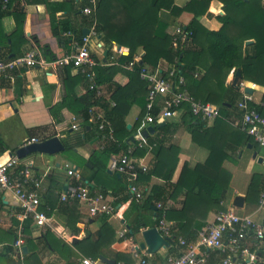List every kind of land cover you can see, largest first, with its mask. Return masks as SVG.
<instances>
[{
	"label": "trees",
	"instance_id": "16d2710c",
	"mask_svg": "<svg viewBox=\"0 0 264 264\" xmlns=\"http://www.w3.org/2000/svg\"><path fill=\"white\" fill-rule=\"evenodd\" d=\"M212 1L191 0L184 7H176L173 5V0H151L150 2L147 0H98L96 12L87 15V18L82 17L88 27L93 26L96 34L102 35L105 42L115 41L120 45L127 46L130 50V56L119 58L118 65L95 69L96 82L99 85L103 82H110L122 72L126 73L128 83L124 86H115L113 94L115 105L107 107L104 112V118L112 125L115 140L107 139L103 143L101 141L103 149L92 150L89 158V163L92 166V180L97 175L107 171L109 159L114 155L125 154L130 148H133V157L143 155L144 148H138L135 142L130 143L129 137L147 112L150 115H156L158 109L156 107L150 110L146 109V84L139 76L141 66L148 65L154 69L159 61L176 66L177 70L184 76L186 91L194 99L219 107L220 116L215 118L211 127H207L206 122H201L199 118L194 117L187 106H183L180 123H174L171 120L155 122L153 126L155 133L152 137L147 138L151 145L154 144L151 150L154 157L150 167L147 166L146 171L138 173L137 183L139 181L144 184L153 176L161 178L164 183L154 185L149 193L142 190L143 195H145L142 201H136L127 192L124 175L113 173L116 181L121 183V188L117 193L120 198L116 202L129 198L132 208L152 209L154 207L152 225L158 226L163 216L165 220L172 222L173 236H181L190 242L195 241L198 231L206 225V216L210 211L219 212L225 209L221 202L226 196L224 191L227 189L230 174L222 169V163L232 160L227 150L236 151L235 145L244 143L245 145L251 144L254 149L258 148L251 137L233 129L223 119L228 110L235 109V105L242 94L240 87L235 89L231 83L225 86V74L234 67L235 69L239 68L244 81L264 87V6L262 0H220L222 9H218L217 13L212 12L221 24V28L217 31L207 30L196 19L198 16L207 14ZM16 2L17 4L13 5V0H10L3 7V0H0V29L1 20L9 15L13 16L16 26L11 34V38L14 37V44L9 48V52L1 54L2 58L6 59L12 51L20 50L26 41L23 33L25 13L22 4H44L46 6L50 30L54 37H60L66 33H73L78 40L82 37L81 31L79 35L75 34L76 30L72 27L70 16L73 15L81 19L80 16L82 15L77 11L82 10L88 3L75 10L73 7L74 0H63L60 3H51L48 0H17ZM160 9L170 10L173 16H178L183 12L193 14L189 25L183 28L192 33L194 46L190 47L187 45L189 43L181 42L180 39L176 42L171 41L164 32L166 25L157 23L156 14ZM58 14L62 16L61 19H59ZM251 39L254 40V54L243 57L242 44L245 40ZM30 40L35 42L34 39ZM139 47H142L144 51L141 58L143 64L137 63L132 71L123 69L122 65L132 59L133 53ZM33 49H37V47ZM45 50H47L46 46L42 51ZM207 57L211 63L210 70L199 79L194 78V71L202 63L207 62L205 61ZM65 74L67 78L64 80L65 86H68L72 80L75 83L79 81L85 83L79 73L71 76L70 67L65 68ZM73 95L75 97L72 102H75L74 104L78 107L75 111L80 112L86 126H91L90 134L93 132L92 136L98 135L100 139V132L97 130L99 122L94 119L96 114L91 112L97 103L94 92L87 88L86 93L81 97H76L75 93ZM262 102L260 105L254 103L249 105L264 115V96ZM133 105H138L140 111L134 122L135 126L133 125L132 129L128 130L125 117ZM180 124L186 126L194 143L209 151V156L203 165H197L194 169H190L186 165L183 166L178 180L173 183L170 180L177 161L174 154L172 155L173 158L169 157L170 149H167L165 145L166 140L172 136ZM88 139L89 137L82 138L81 135H77L74 137L75 142L72 147L83 145V142ZM68 146L71 147V145ZM95 180L97 181V179ZM101 185L104 186V182H101ZM89 189L93 191L92 188ZM263 191L264 180L254 178L248 185L246 192L248 203L257 204L260 193ZM99 192L105 194L104 189ZM180 193L184 196L181 206L179 208L168 207V202L175 201ZM157 204H160L159 208H156ZM66 226L72 228L74 225L67 222ZM140 226L146 227L147 224L136 217L125 237L130 238L139 232L142 228ZM114 234L111 226L104 221L100 228L98 240L96 242L86 241L87 250L89 249L87 254L90 255L91 260L98 259L102 246L122 244L124 238L115 240ZM13 236L16 237L15 232ZM7 239H11L10 234H8ZM24 245L28 248V254L24 256L23 260L13 259L12 244L5 247L3 257L6 264H36L35 258L30 254L35 250L32 240L25 239ZM131 247L137 249L138 245L135 241H131L127 247L122 248L116 255L115 264H134V259L130 254ZM171 250L172 247H169L168 251ZM261 254L263 255V253ZM220 260L221 257L216 252L210 254L209 263L216 264ZM67 264L78 263L67 261Z\"/></svg>",
	"mask_w": 264,
	"mask_h": 264
},
{
	"label": "crops",
	"instance_id": "0c3cea01",
	"mask_svg": "<svg viewBox=\"0 0 264 264\" xmlns=\"http://www.w3.org/2000/svg\"><path fill=\"white\" fill-rule=\"evenodd\" d=\"M16 1L17 0H13V5L17 4ZM48 1L51 3H60L63 0ZM74 1L73 7L75 10L80 8L81 5L88 3L87 0ZM147 1L150 2L151 0ZM190 1L191 0H173V5L176 7H184ZM217 3L219 2L213 0L210 3L207 14L205 13L198 16L200 17L199 19L198 17L196 18L204 28L210 31H217L221 28V24L217 21L214 14H212L213 9L217 7ZM22 6L25 13L23 33L26 41L21 46L20 50L12 51L6 59H12L13 57L24 54L29 50H37L39 57L46 62L40 67H25L8 71L5 75L0 77L1 158L2 160H5L13 154H16V150L19 147L26 145V142L32 138L38 139L40 142L52 137H58L64 150L51 155L33 153L20 159L21 163L30 166L32 175L40 179L41 184L40 189H38L40 194V208L49 217V225L37 226L31 219L20 220L18 217L19 209L15 206L11 194L8 191H2L0 189V264H6L3 257L4 249L6 246L13 244L15 239L13 234L14 232L16 233V228L20 224L23 228L24 240L27 238L31 239L32 243L35 245V250L30 254L35 258L36 264H67V261H76L78 264H81L80 260L82 258L91 259L90 255L87 254L89 253V249L87 250L86 241L90 240L96 242L98 240L100 236V228L104 221L114 230L115 240L121 238H124V240L121 242L122 244L116 243L108 247L102 246L100 248L99 257L103 256L116 263L117 253L121 251L122 248L127 247L131 241H135L138 248L131 247L130 254L132 258L133 251H137L141 254L146 253L149 255L150 259L155 264H162L165 256L167 254H174V250L169 252V248H161L154 254H148L145 250L139 248V244L143 241L141 232L151 227H157L152 225L154 220L153 211L155 208H132L131 200L129 198L126 200H118V202H116L117 199L120 198L117 193L121 188V183L116 181V178L109 169H107L105 173L97 175L95 178L97 181L95 179L92 180V166L89 163V158L92 150L101 149L102 143L98 135L94 137L92 136L93 132L90 134L92 131L91 126L85 125L86 123L82 119L80 112L75 111V109H78L77 105L74 104L75 102H72V99L75 97L73 93H75L78 98L86 93V84L83 83V81L75 83V81L72 80L68 86H65V68L70 67L71 76L77 74L76 70L71 66H53L50 64L56 59L70 53V43L72 39L64 35H61L60 37H54L52 35L49 14L44 4H22ZM77 13L82 15L80 16L81 19L76 18L73 15L70 16L72 27L76 30V33H74L79 35V32L81 31L82 36H85L82 31L87 29L89 33L93 26L88 27V25L85 24L82 17L87 18V15L82 14L80 9ZM58 17L59 19L62 18L60 14H58ZM156 17L157 23L160 22L166 25L164 32L170 37L171 41L174 42L175 29L178 26L185 28L189 25L193 18V14L183 12L178 16H173L170 10L160 9L157 12ZM15 28V21L12 15L6 16L1 20L0 60L5 59L1 57V54L9 52V48L14 44V37L11 38V34L14 32ZM30 39H34L35 42ZM251 40L252 44H254V40ZM246 41L247 40H245L243 44H245ZM187 43H189L187 45L190 47L194 46L192 37ZM90 44L91 52L98 60L97 67L112 66L109 65L112 46L129 49L127 46L120 45L115 41H111L110 43L105 42L102 35L99 34L91 39ZM45 46L47 47V50L42 51ZM246 46L248 48H246ZM246 46L243 47V50L246 48L249 54L254 52L255 45ZM35 47H37V49H33ZM241 52L243 57H246L242 49ZM133 55H138L142 58L144 55L142 47L137 48ZM127 63L123 64L122 68L132 71L134 68L127 69ZM138 63L143 64L141 59ZM143 66L152 70L156 68L166 70L170 67V65L164 61H159L157 67L154 69L148 65ZM232 69H235V67ZM230 71L231 69L228 71L229 77L226 78V82L231 81V84H233V76L235 75L231 74ZM240 82L245 88L252 89V93H249L253 98L252 103L259 105L263 103V86L244 81L242 76ZM127 83L128 77L126 73L122 72L110 82H103L100 86L105 90L106 99L114 102L113 94L116 88L115 86H124ZM107 107H110L108 102L97 101L95 110L104 114ZM139 111V106L133 105L125 117V122L127 125H130V129H132ZM239 117L240 115L235 109H230L227 111V115L223 117V119L233 129L239 130L235 124L236 118ZM214 120L206 121L207 127L213 126ZM171 121L174 123H180V116L172 118ZM143 122L144 120L142 119L138 127H135L132 135H130V143L135 142L131 140V137L134 139V136L137 134V131L140 129ZM73 125L76 126V129L72 128ZM148 127L149 126L146 128ZM154 133L155 130L152 133H148V136L145 138L152 137ZM77 135H81L82 138L89 137V139L86 142H83V145L72 147L75 142L74 137ZM166 141L165 147L170 149L169 157L173 158L172 155L174 154L177 161L170 180L173 183L178 180L183 166L186 165L188 168L194 169L197 165H203L209 156V151L206 148H203L192 141L191 134L187 131L186 126H183L182 124L177 126L175 132ZM68 145H71V147ZM235 149L236 157L234 160L231 158L232 160H227L222 163V169L230 174V178L228 183L229 190L227 188L224 191L226 196L221 203L225 209H232L236 214L250 217L258 225L264 226V209H260L257 204L248 203L246 198L248 185L251 181L256 177L264 180V150L261 151L259 148L254 149L251 144L245 145V143L235 145ZM244 149L248 150L249 154L246 161L241 163ZM254 152H256L255 157H253ZM227 153L230 155L232 152L229 149L227 150ZM153 157L154 155L151 151L144 149L142 156H135L134 158L138 159L145 166L150 167ZM259 158L262 160L261 163L258 162ZM231 167L232 170L241 169L236 177L230 170ZM69 169L76 170L82 181L87 184L89 188H92L93 192L100 193L99 191L104 189V198L116 205V212L110 216L99 215L92 218L87 214L84 205L77 202L61 201L60 193L65 189V185L68 182H74V180L67 175ZM239 180L241 181L240 184ZM243 180L244 183L246 182L247 186H245L244 189L242 188V191H239L237 188L242 185ZM101 182H104V186L101 185ZM162 183H164V181L161 178L153 176L144 184L138 181L137 186L141 191L145 190L146 193H149L154 185ZM231 189L232 191L229 193ZM236 195H242L245 197V202L242 208L235 209L232 206L233 198ZM183 198V194L180 193L177 195L176 200L169 201L167 206H175L179 208ZM215 213L216 212L214 211H210L207 214L206 223L212 221ZM136 217L141 219L143 223H146L147 226H140L142 228H140L139 232L135 233L130 238H126L125 235L130 231L131 223ZM67 222H71L74 226L72 228L67 227ZM167 222L172 223L171 221ZM8 234L11 235V239H7ZM27 254L28 248L25 254L22 253L21 258L12 257L14 260H23L24 256ZM99 257L94 261L106 264L102 263L99 260ZM216 264H219V262Z\"/></svg>",
	"mask_w": 264,
	"mask_h": 264
},
{
	"label": "built area",
	"instance_id": "2783aa9c",
	"mask_svg": "<svg viewBox=\"0 0 264 264\" xmlns=\"http://www.w3.org/2000/svg\"><path fill=\"white\" fill-rule=\"evenodd\" d=\"M10 0H3V7ZM88 4L81 10L84 15H91L96 12L98 0H87ZM70 37L71 51L63 57L50 63L53 66H71L79 73L87 85L88 90L94 92V97L99 102H108L109 106L115 105L114 102L106 99L105 90L97 84L95 68L98 60L91 52L90 41L96 37L94 28L89 33L82 36L80 40L75 38L73 33L63 34ZM192 37L190 31L184 28H176L174 42L178 39L187 42ZM109 65H118V59L129 57L130 50L112 46ZM138 55H133L127 63V69H132L140 61ZM45 60L39 57L37 50H29L24 54L13 57L12 59L0 60V77L8 71L18 68L40 67L45 64ZM232 69L231 74H233ZM140 78L146 84V109L157 108L156 115L148 112L143 118L144 122L134 141L138 148H146L151 151V145L143 135L147 126H154L155 122L168 121L179 117L183 111V106H187L194 117L201 122L214 120L220 116L217 105L202 102L194 99L185 89L184 76L177 70V67L170 65L166 70L158 68L152 70L141 66L139 70ZM197 72L193 73L194 78H198ZM242 88L240 99L235 105V110L240 115L236 118L237 128L245 135L251 137L259 149L264 150V115L256 109L250 107L253 102L252 95L245 92V87L240 82ZM95 113L94 119L98 121L97 130L100 132V141H114V131L109 121L104 118V114L97 112L95 107L91 109ZM76 129V126H72ZM38 139L32 138L26 142L37 143ZM103 149V144L101 145ZM133 148L128 149L124 154L110 157L107 169L112 173H119L126 178L127 192L136 200L142 201L145 197L143 191L137 186L139 172L146 171L147 166L132 156ZM22 165V168H20ZM67 175L74 182H68L65 189L60 193V200L63 202H77L85 206L90 217L99 215H112L116 212V205L104 198L101 193L93 192L85 184L76 170L69 169ZM40 179L32 175L29 165L20 162V159L13 154L9 158L2 160L0 153V189L8 191L15 206L19 209V219H31L37 226L49 225V217L40 208ZM222 204V203H221ZM223 205V204H222ZM257 205L264 209V191L260 193ZM160 204L156 205L159 208ZM1 226V224H0ZM160 235L172 240V250L174 254H167L162 264H211L209 263L210 254L216 252L220 255L219 264H264V226L258 225L250 217L236 214L232 209H224L216 212L212 221L207 222L198 233L195 241H187L183 237L173 236L172 223L167 222L164 217L156 227ZM24 246L23 228L20 224L16 228V237L13 241V257L21 258L22 247ZM263 253V255L261 254ZM135 264H155L146 253L133 251ZM81 264H101L88 258H82Z\"/></svg>",
	"mask_w": 264,
	"mask_h": 264
},
{
	"label": "water",
	"instance_id": "95a60500",
	"mask_svg": "<svg viewBox=\"0 0 264 264\" xmlns=\"http://www.w3.org/2000/svg\"><path fill=\"white\" fill-rule=\"evenodd\" d=\"M199 18L200 17H198V19ZM82 33L83 35H86L88 33V30L84 29ZM251 44H252V40H247L245 42V45H251ZM240 78H241L240 70L237 69L235 72V77H234L233 84H232L233 87L236 89H238L239 87ZM245 92L252 93V89L245 88ZM127 129H130V125H127ZM153 131H154V128L149 126L147 130L143 131L144 137H147L148 133H152ZM131 140L134 141L133 137H131ZM63 150H64V147L62 143L60 142V140L58 139V137H52L44 141H40L37 143H29V144L19 147L16 150V156L19 159H22L33 153H43V154L51 155V154H56L58 152H62ZM255 156H256V152L253 153V157ZM261 161L262 160L259 158L258 162L261 163ZM244 202H245L244 196L236 195L233 198L232 206L235 209H239L243 207ZM141 236L143 238V241L139 244V248L142 250H145L148 254H154L161 248H164V249L169 248L170 244H172V240L169 238L162 237L160 233L158 232V230L156 229V227H151V228L143 230L141 232ZM26 251H27L26 246H23L22 252L25 254ZM99 260L102 263L115 264V261L106 259L103 256H100Z\"/></svg>",
	"mask_w": 264,
	"mask_h": 264
},
{
	"label": "rangeland",
	"instance_id": "374dc122",
	"mask_svg": "<svg viewBox=\"0 0 264 264\" xmlns=\"http://www.w3.org/2000/svg\"><path fill=\"white\" fill-rule=\"evenodd\" d=\"M217 2H219V3H217V7H215V9H213V13H217V11H218V9H222V3H220V0H216ZM262 5L264 6V0H262ZM214 8V7H213ZM218 8V9H217ZM177 28H183L182 26H178ZM245 44H242V51H243V53H245V55H246V57H249V56H253V54H254V52H252L251 54H249L248 52H247V49L246 48H248L246 45V48H245V50H243V47H245L244 46ZM251 45H253V44H251ZM242 56H243V54H242ZM210 59L207 57L206 59H205V61H207L206 63H202L200 66H198L197 68H196V71L195 72H197L198 74H199V76H198V78L197 79H199L200 77H202V76H204V75H206L207 73V71H209L210 70V68H211V63H210V61H209ZM235 70L236 69H234V72H235ZM232 72V69H231V71H230V73ZM233 72V74L235 75V73ZM228 74H229V72H227L226 74H225V78H224V84H225V86L226 85H228L229 83H231V81L230 82H226V78L227 77H229L228 76ZM223 75V74H222ZM234 77L235 76H233V79H234ZM208 90H209V88H208ZM211 90H212V88H211ZM202 99V98H201ZM263 149H261V151H262ZM248 154H249V151L248 150H246V149H244V153H243V155H242V157H241V163H243V162H245L246 161V158L248 157ZM231 155V158L234 160V158L236 157V151H232V153L230 154ZM238 158H240V157H238ZM238 166H239V164H238ZM240 167V166H239ZM226 168L228 169V167L226 166ZM231 171H232V173H233V175L236 177V175L241 171V169H233L232 170V167H231V169H230ZM242 180V179H241ZM240 180H239V184H240ZM245 186H247L246 185V182L244 183V180H243V182H242V185L240 186V187H238L237 188V190H239V191H242V188L244 189V187ZM227 188H228V190H229V187L227 186ZM236 188V187H235ZM232 191V189L229 191V193ZM227 204V203H226Z\"/></svg>",
	"mask_w": 264,
	"mask_h": 264
}]
</instances>
